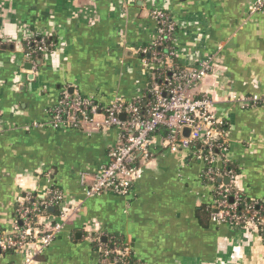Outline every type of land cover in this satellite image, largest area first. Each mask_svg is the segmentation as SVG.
Returning a JSON list of instances; mask_svg holds the SVG:
<instances>
[{"label": "crops", "instance_id": "1", "mask_svg": "<svg viewBox=\"0 0 264 264\" xmlns=\"http://www.w3.org/2000/svg\"><path fill=\"white\" fill-rule=\"evenodd\" d=\"M255 3L0 0V231L13 232L22 202H45L50 192L61 195L69 215L33 264H105L96 244L115 237L141 264H264L256 229L218 225L201 213L214 205V186L204 182L194 152L165 149L157 133L153 157L130 196L105 192L87 199L85 190L107 164L120 132L47 126L65 88L102 104L115 96L150 97L155 69L140 51L149 50L157 34L152 11L164 10L178 26L181 65L213 59V71L190 93L214 100L215 112L228 123L234 184L264 203V9L252 12ZM39 39L49 51L37 59L28 46ZM254 97L257 104L237 100ZM61 206L43 210L42 223L61 222ZM25 257L1 250L0 264H24Z\"/></svg>", "mask_w": 264, "mask_h": 264}, {"label": "built area", "instance_id": "2", "mask_svg": "<svg viewBox=\"0 0 264 264\" xmlns=\"http://www.w3.org/2000/svg\"><path fill=\"white\" fill-rule=\"evenodd\" d=\"M252 9V12L262 11L264 0H256ZM151 16L157 25V34L151 46L161 50L167 43L172 44V48L164 53H150L146 49L140 51L145 56H151L149 62L152 69L171 71L160 84L151 82L153 100L143 106L142 100L127 101L115 96L108 104H102L93 96H82L76 91L71 93L65 88L58 104L48 114L47 126L55 130L90 132L117 129L120 132V141L110 151L107 164L101 168L93 184L85 190L87 199L105 192L122 197L130 196L134 182L143 177L153 157L151 148L155 135L165 131L162 136L165 149L174 153L194 152L195 157L203 164V177L211 182L220 181L221 199L215 204L213 222L218 225L258 229L264 223L259 212L250 206L242 210L241 198L239 195L231 196L228 189L229 184L235 182L238 176L225 163L228 159V123L215 112L213 99L206 96L194 97L190 93L213 71V59H200L194 68L180 65L172 69V58H179L175 45L178 26L164 10H153ZM31 44L37 45L39 52L49 51L44 39L33 40L29 43ZM235 99L234 96L230 100ZM237 100L255 104L260 101L258 97ZM122 116L125 118L122 119ZM184 128L191 129L188 137L182 134ZM196 145L199 148L194 150ZM224 179L230 182L226 184ZM48 197L45 202L29 197L19 205L13 232L9 234L0 231V249L25 254L24 264H33L34 257L51 245L68 221V211L63 208L61 195L50 192ZM53 205H62L58 216L61 222L47 226L41 221L43 210ZM131 253V248L126 246L117 251L115 256L109 249L102 250V257L105 264H135L130 260Z\"/></svg>", "mask_w": 264, "mask_h": 264}, {"label": "trees", "instance_id": "3", "mask_svg": "<svg viewBox=\"0 0 264 264\" xmlns=\"http://www.w3.org/2000/svg\"><path fill=\"white\" fill-rule=\"evenodd\" d=\"M47 48H49V46L46 44ZM29 53L31 54V56L34 58H39V56H41V53L38 51V46L37 45H29ZM172 48V44L171 43H167L161 50H159L158 48H154L153 46L150 45L149 47V51L150 53H154V52H159V53H164L166 51H169V49ZM181 63L179 61V59L177 57H173L172 58V64H171V68L172 69H176V67L180 66ZM154 70V69H153ZM170 70H161V69H155V71H153V78H152V83L157 82L158 84L161 83V81L168 76V74L170 73ZM151 93V92H150ZM153 97L152 94H150V97H147L145 99L142 100L143 106L145 104H147L148 102L152 101ZM160 133L165 134V131H161ZM199 148L198 145L194 146L193 149L197 150ZM216 152V151H215ZM225 163L227 165L228 168L234 169L236 171L235 166L230 162V160H225ZM236 174L238 175V172L236 171ZM204 182L206 184L209 185H213L214 186V205L211 207H208L204 210H202V214L208 219H212V215L214 213V207L215 204L217 202V200L221 199V196L219 195V188H220V183L218 182V180H215L214 182H211L209 180H207L205 177H203ZM228 189L230 190V194L231 196L234 195H239V197L242 200V204L240 206V208L243 210L245 209L247 206L253 207L255 210H257L260 214V218L264 220V203L262 202H258L256 199H251L248 196H246L241 190H239L234 182H231L228 186ZM230 196V197H231ZM259 228L256 229V231H258V233H260V236L262 238V240L264 241V237H263V233H264V223L262 222L261 225L258 226ZM261 230V231H260ZM263 231V232H262ZM97 249L100 251L101 253V258L103 261V257H102V250L105 249H109L110 251L113 252V256H115L114 254L117 253V251L122 250L126 247L125 243L123 242V240L120 237H115L113 239V242L111 244L108 245H100L99 242H97L96 244ZM10 252H15V251H10ZM130 260L132 263L135 264H141L140 262L136 261V259L133 257V254H130Z\"/></svg>", "mask_w": 264, "mask_h": 264}, {"label": "water", "instance_id": "4", "mask_svg": "<svg viewBox=\"0 0 264 264\" xmlns=\"http://www.w3.org/2000/svg\"><path fill=\"white\" fill-rule=\"evenodd\" d=\"M31 67H32V66L29 65V66H28V70H30ZM121 118L124 119L125 116H122ZM190 132H191V129H190V128H184L183 131H182V134H183L184 136L188 137L189 134H190ZM219 182H220V181H219ZM229 182H230V181H229L228 179H224V183L228 184ZM51 211H53V210H51ZM103 241L106 243V242H107V239L104 238ZM0 252H1V250H0Z\"/></svg>", "mask_w": 264, "mask_h": 264}]
</instances>
